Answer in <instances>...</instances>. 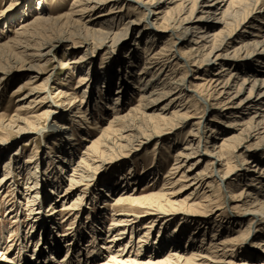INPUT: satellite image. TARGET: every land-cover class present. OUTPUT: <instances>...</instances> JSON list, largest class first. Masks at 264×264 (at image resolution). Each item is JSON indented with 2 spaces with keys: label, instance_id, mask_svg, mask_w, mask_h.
Here are the masks:
<instances>
[{
  "label": "bare ground",
  "instance_id": "6f19581e",
  "mask_svg": "<svg viewBox=\"0 0 264 264\" xmlns=\"http://www.w3.org/2000/svg\"><path fill=\"white\" fill-rule=\"evenodd\" d=\"M128 1L74 0L70 14L63 17L66 20L63 23V18L53 20L47 17L45 0H35L27 10L11 15L12 20L0 30L4 33L2 31L10 23L22 21L17 27L16 38L0 45V84L11 70L21 67L25 74L19 80L22 82L17 93L26 89L28 93L19 99V111L29 112L39 106L48 109L41 114L30 111L31 115L26 114V118L17 114L6 127H18L25 135L31 132L46 136L47 133L52 137V144H46L49 152L45 157L44 172L37 170L27 181H22L23 177L32 168L23 167L24 161L19 160L18 152L8 156L9 159L1 154L0 163L1 160L5 162L0 164V193L6 187L12 188L11 179L14 178L16 184L27 186L24 192H28L29 205L48 203L50 199L48 205L54 211L61 201L67 215L61 223L56 216L62 210L48 214L45 218L47 224H27L28 232L18 245L17 260L6 257L0 264H234V260L244 257V253L247 260L264 264V256L257 254L256 247L250 248L249 252L244 245L251 226L258 218L264 220V157L252 152L254 146L264 143V40L259 39L264 37V0H134L136 9L143 10L145 18L162 22L155 30L143 25V29L137 32L136 43H126L123 56L116 65L110 61L105 77L94 73L82 56L70 62L56 56V46L61 41L86 38L116 41L125 29L121 13ZM108 6L110 9L103 14V9ZM35 7L40 16L30 21L27 17ZM249 18L250 21L257 18L256 23L249 25ZM58 25L67 30L50 39V29ZM163 32H168L174 42L161 45L158 36ZM170 37L167 41L171 40ZM83 47L88 48L85 43ZM47 57L53 60V64H59L48 74L45 73ZM142 62V70L135 75ZM58 68L64 72L67 70L69 89L58 88L55 96L59 100H55L51 96V86ZM75 73H79L76 87L91 78L99 81L95 89L99 94L96 106L86 100L95 94L92 87L90 92H83L82 101L78 99L81 87L72 88L71 85ZM42 75L47 76L42 78ZM40 79L43 81L36 85ZM70 90L77 92L70 93ZM246 90L248 94L244 96ZM134 99L137 104L126 110ZM183 101L184 104L180 105ZM194 102L203 106L213 102L214 107L209 114L198 117L197 128L191 131V139L186 140L184 147L178 144V136L177 141L172 142H176L174 145L168 144L167 151L175 153V163L162 181L158 177L160 167L155 157L152 167L142 177L133 174L136 165L132 162L126 168L129 173L123 174L124 169L121 173L119 170L118 174H111L97 194L94 187L92 196L82 189L98 166L113 154L142 147L146 141L180 127L190 117ZM108 116L112 117L107 125L102 126ZM90 117L97 135H82L81 141L88 144L80 156L74 131L78 126L84 129L83 125L89 123ZM54 118L57 119L53 126L48 127ZM41 121L45 122L44 127L40 126ZM28 126L33 128L29 132ZM45 129H48L46 133ZM205 134L209 135L204 141L207 147L203 146V152L198 154ZM14 143L16 141L7 142L0 148L4 151L5 146ZM55 147L58 151L52 152ZM160 147H164L162 143L156 144L153 151ZM32 159L29 163L33 162ZM203 163L202 170L195 172V168ZM251 164L255 165L250 167ZM16 167L19 176L6 173L16 171ZM250 168H253L251 172ZM179 171V178L172 177ZM235 171L239 174L231 183ZM119 181L122 183L120 194L112 200L115 203L113 223L106 232V222L105 227H100L103 223L101 213L106 209L95 217L93 208H97L100 201L105 206L104 201L115 196V183ZM39 182L42 185L38 188ZM43 185L53 190L46 194ZM130 185H134V189L142 186V191L155 188L144 195H139L138 189L129 194L126 192ZM240 186L239 193H235ZM186 191L191 194L180 199ZM74 192H78L75 198L71 197ZM40 194L42 196H38ZM52 194L54 197H48ZM84 202L90 206L87 208L92 217L89 228L92 235L98 237V242L93 243L96 253L93 259L83 258L86 251L81 250L76 242L79 229L61 234L65 222L76 224L81 220L86 209ZM220 202L231 203L233 210L243 211L247 218L251 216L249 224L235 231L236 223L222 225L214 219L216 226L208 227V222L202 218L220 209ZM170 206H188L204 212L189 219L166 214L167 210L161 211ZM33 217L37 220L40 214ZM146 217L148 220L144 221ZM238 225L241 227L242 223ZM101 231L106 232L105 235ZM261 235V246L258 242L257 247L264 252V233ZM2 238L0 252L5 244ZM133 239L138 242H132ZM28 241V244L34 242L31 253L26 246Z\"/></svg>",
  "mask_w": 264,
  "mask_h": 264
},
{
  "label": "rangeland",
  "instance_id": "374dc122",
  "mask_svg": "<svg viewBox=\"0 0 264 264\" xmlns=\"http://www.w3.org/2000/svg\"><path fill=\"white\" fill-rule=\"evenodd\" d=\"M34 1L35 0H0V30L2 28H4V25L6 22L8 23V21H10V19L12 20L11 15H13V14L17 15L23 9L27 10L28 5L33 3ZM73 1L74 0H45V2H44L45 3V10H46L45 13L48 15L47 17L50 16L53 20H56V19H61L64 16L70 14V12H71L70 10L72 9ZM30 7H32V5ZM36 7L32 8L33 13L27 17L28 20L34 21L38 16H40V11L37 10ZM109 9H110L109 6L104 8L102 13L104 14ZM122 10L123 11H122L121 15H123V24H125V29H124V31H121L122 36H119V38L116 41H114V42L110 41L109 42V41H103L102 39H93L92 40V39H88V38L80 39V40L79 39H77V40L73 39V40L68 41V42L67 41H64V42L61 41L60 44L57 43L56 52H55L56 56L60 60H63L64 62L65 61L70 62V61H73L75 59H78L79 57L81 58V56H82L85 63L88 64L91 68H93L92 71H94V73H97V74L100 73L103 75V77H105L107 75V72H108V68H109L108 66H110V64H109L110 61H114L112 64H114V66L116 65L117 60H120L119 57L123 56V51L125 49L124 46L126 45V43L128 41L131 44L136 43L137 38H138L137 32L141 31L143 29V25H147L148 29H150L149 26H152V28H154V30H155L157 28L159 29V25L162 22V21H155L156 20L155 18H148V17L145 18L144 17L145 16L144 11L140 10V9H136V4H135L134 0H129L128 2L124 3V7ZM8 13H10V14L7 16L6 14H8ZM102 13H100V14H102ZM256 19L257 18H254V20L250 21V18H249L247 21L249 22V25H253L256 23L255 22ZM61 21L64 23V21H66V20L63 18ZM21 22H22L21 20H18L16 23L15 22L13 24L10 23V26L7 29L5 28L4 31H2L4 33L0 32V45L7 44L16 38L15 37V36H17L16 30H18L17 27H19L18 25H20ZM60 26H62V25L60 24ZM60 26L58 25L57 27L50 29V31H51V32H49L50 35L48 34L50 39H51V37L54 38L56 36H59L60 34L63 33V31L65 32L67 30L66 27H64V29H63V27H60ZM247 28H249V27H247ZM55 29H56V31H55ZM150 30H152V29H150ZM245 30H247V29H245ZM52 32H53V34H52ZM262 35L264 36V32H262ZM168 37H170L168 32H163V33H161L160 36H158V39L162 40L161 45L166 44L168 42L170 44L174 42L172 37H170V39H171L170 41H167ZM236 38H234V40ZM259 39L264 40V37L259 38ZM75 42H77L76 47L75 46L73 47V44L75 45ZM84 43L86 44V46L88 48L84 49V47H83ZM158 48L159 47H157L156 49H158ZM74 50H77V51H74ZM47 58L45 60L46 61L45 64L47 65V66L45 65L46 66L45 67V69H46L45 73L46 74H48V72H50L53 67L59 66L58 63L53 64V60L51 58H48V59ZM47 60L49 61V63H47ZM143 66H144V62H142L140 64V66H138L136 68L135 75H137L142 70ZM66 72H67V70H65V72H64V70L62 71L58 68V70H56V73H54V76H53L54 81H52V86H51V96L55 100H59L57 95L55 96L58 88L69 89L67 81H66L69 79H68V76H66L67 75ZM24 74H25V71H23V69L21 67H16L13 70H11L10 74L6 75L5 80H3L0 84V146L7 144V142L16 141V143H14L11 146H5L4 151H2V148H0V151H2V153H0V159H2L1 154L5 155L7 157L8 156L10 157V156L17 154V152H18L19 160L24 161L23 167L32 168L31 169L32 171L31 172L28 171V173H26L27 175L25 174V176L23 177L22 181H25V180L27 181L28 178L32 177V174L37 173V170H38V172H44L43 170L45 169V166H46L45 157L47 156V153L49 152V150L46 149V147H47L46 144L47 143L52 144V141H51L52 137L46 133L48 129L44 130V132L46 133L45 134L46 136H42V134H38V135L31 134V132H29V130H32L33 128L29 127V126H28V128H26L29 132L27 135H25L26 133L25 134L20 133V130L18 127H6L10 124L11 120H14V118H16L17 114H21L23 117L26 118L29 115H31L30 113L33 111L36 114H41L44 111L48 110L47 107H40L39 106L37 109L30 110L31 112L30 111L28 112V110L22 111V112L19 111V108L21 107L19 99L28 93V89L22 90V91L17 93V90L19 88V84L22 82V80L21 81H19V80L22 79V76H24ZM71 74L69 76H71ZM75 74L76 75L72 78V83H71V85H73L72 88H75L76 85L78 84V81H79V73L78 74L75 73ZM91 75H93V74H91ZM46 76L47 75H42V78H44ZM72 76H73V74H72ZM42 81H43V79H40L36 85H39ZM61 82H63V85H59V84H61ZM98 82L99 81H96L94 78H91L90 81H85L84 83L79 84L76 87V88L81 87V89L78 90V99L80 101H82L83 100V92L85 90H88L90 92L91 87H92L94 90L95 96L93 95L91 99L86 98V100H88L89 102H92L93 105L96 106L95 100L99 97V94L97 92H95V89L97 87L96 83H98ZM87 86H89V87L87 88ZM76 92L73 90L72 91L70 90V93H76ZM247 94H248V91L246 90L244 96H246ZM135 104H137V99L132 100V102H130L126 106V110H127V108H129L130 106L135 105ZM183 104H184V101L180 103V105H183ZM212 104H213V102H209L208 105L203 106L201 104H198V102H194L192 104L193 105L192 109H190V111H189L190 117L185 119L183 121V124L180 125V127L173 129V130L171 129L169 131V133H167L163 136L154 138L151 141H146V143L143 144L142 147H136L134 150H128V151L125 150V151H122L120 153L113 154L112 156H110L109 158L104 160L100 166H98V168L91 175V178H89V180L87 182H84V184H83L84 186L82 187V189H85L87 192H89L90 196H92L94 193L97 194V190H99V188L102 185V183L104 182V180L107 177H109L111 174H114V173L118 174L119 170H120L119 172L121 173L124 169L125 170H124L123 174L129 173V170L126 168H128V166H129L128 164L132 163V162L135 163V165H136V169H135V172L133 174H135L136 176L142 177L144 175V173L150 167H152L153 160L155 157L157 158V162L159 161L158 165L160 167L159 168L160 169V175L158 177L162 181L165 177V174H167L168 170H170L175 163V161H174L175 153L173 150L167 151L168 144L174 145L176 142L175 143H172V142H174L178 136V137H180L178 144L184 147L186 144V140L191 139V137L189 136L191 131L194 132V130L197 128L195 126V124L199 121L198 117L202 116V114H206V115H207V113L209 114L212 111V108L214 107ZM94 112H95L94 114L96 115V111H94ZM26 114L27 115L29 114V115L27 116ZM111 117L112 116L106 117V119L102 122L101 125L102 126L107 125L108 120ZM56 119L57 118L50 120V124L48 125V127L53 126V123L55 122ZM43 125L45 126L46 124L44 121H41L40 126L44 127ZM83 127H84V129L82 127L80 128V126H78V128L74 131V136L77 139L76 143L78 144V153L80 156L83 155L84 149H85L86 145L88 144L85 141H84V143H83V141H81L82 135L83 134L84 135L89 134V135H92L91 137H95L97 135V132L92 129V128H95V125H94V121L91 117H90L89 123L84 124ZM206 136H209V135H207V134L204 135V138L202 140L203 141L202 147L198 150V154L199 153L201 154V152H203V148L205 146L207 147V145H205V143H204V141L207 140ZM221 138H223V137H221ZM177 139H176V141H177ZM256 142L257 141H253L252 143H256ZM160 143H162V145L165 148L160 147V149L158 151L157 150L153 151L156 144H160ZM252 150H253L252 152H254L255 154L264 157V143H261V142L258 143V146H256V147L254 146V148H252ZM21 151H22V153H21ZM51 151L57 152L58 149H57V147H55L54 150L52 149ZM9 157L7 159H9ZM31 159L33 162L29 163L31 161ZM4 162H5V160H3V161L1 160L0 164H2ZM204 164L205 163L196 167L195 172L201 171ZM254 165L255 164H251L250 167H253ZM38 166H39V168L37 169ZM15 169H16V171H13V172L12 171H6V173L12 174L13 177H14L15 173H16L15 174L16 176L17 175L19 176L20 171L17 169V167ZM251 169H253V168H250V172H251ZM250 172H248V173H250ZM238 174H239V171H235V174L230 179L231 183L234 182V179L236 178V176H238ZM180 175H181V173L179 171V173H176L172 177H175V179H176V178H179ZM16 179H17V181H19V177H16ZM93 179H94V182H91ZM161 181L158 185V188L161 185ZM144 183H146V181ZM11 184H12V188L6 187L5 190L2 192V194L0 193V237H3L2 240L4 239L3 241H5V244L3 245L4 249L1 250V252H0L1 253L0 254V263H1V261L3 262L4 261L3 259L6 257H9L11 259L14 258L13 260H15V259L17 260V257H18L17 253H19V251H20L18 249L19 248L18 245L22 242V239H21V238H23L22 236L24 235V238H25L26 233L28 232V230L26 229L27 224H33V225L34 224H43L44 225L47 222V220H45V218L48 217V214H51V213L56 214L57 211H61V210L62 211L60 212V215L56 216L57 221L58 222H60V221L64 222L66 219V216H67L66 212L63 211L64 208L62 207L63 203L61 201H60L61 204H58V208H56L54 211L52 209H50V205H48V203H50V199H49L48 203H46V201H44V203L38 204L37 206H31V205H29V202H30L29 197L26 196V194L28 192H24L25 191L24 189H26L25 187H27V186H25L24 183H19V182H18V184H16L14 178L11 179ZM121 184H122L121 181L115 183V185H116V187L114 188L115 189V196H111L106 201H104L105 206H102L103 204H101V203H103V202L100 201L99 206H98V207H100L99 209H98V207L93 208L94 210L91 209V210H93L92 213L95 217L100 216L99 214L104 209H106L105 211L107 214L105 213V211H103L101 213L102 214L101 216L103 217V221H102L103 223L102 224L100 223L101 228L105 227L106 223H107L106 230H105L106 232L110 227L109 225H111L113 223L114 213H115V212L113 213V211L115 210V208H114L115 203L112 200H114L113 199L114 197L119 196L120 190H121L119 188H121L120 187ZM142 184L143 183H141V185ZM41 185L42 184L39 182L38 188ZM47 185H48V183H47ZM47 185H43L45 187V189H43V191H46V194L49 193L52 189V188L48 187ZM204 186H205V184L203 185V187ZM93 187H94V193H93ZM133 187H134V185H132V186L130 185V187L128 188V191L126 193H128V192H129V194L135 193L136 190L138 189V194L144 195V194L149 193L153 188H155V187H151L145 191H142L144 189V188H142V186H138L137 189H134ZM240 189H241V186L236 189L235 193H239ZM177 190H179V188ZM21 192H23V194H21ZM190 192L191 191L184 192L183 195H181L182 197L180 199H183V198L185 199L186 196H189L191 194ZM77 195H78V192L71 193V197L75 198V197H77ZM38 196H42V194H40ZM48 197H54V195L52 194V196H48ZM220 203H222V202H220ZM88 206H89V203L85 204V202H84L83 207L86 209H84L85 211L82 214L81 220H79V222H77L76 224H74L75 222H73V221L65 222L64 228L61 230V234L67 235V234L73 233V231L79 229V231H76L77 235H78L76 238V242H77V245L79 246V248L81 250L86 251V255H84L83 258L87 257L88 259L89 258L93 259L94 254H96V253H94V250H93V246H94L93 243L96 242L98 237L97 236L94 237V235H92L91 229L89 228V227H91L92 217L89 215L90 210L87 209ZM218 208H220V209L213 211V213H210L209 215H207L206 218H204L205 216L202 218L208 222V225H207L208 227L209 226L215 227L216 223H215L214 219H218V222L222 225L223 224L225 225V222H229V223H233V224L236 223L235 224L236 228L234 230L237 231V230H242V227L247 226L251 220V216H250V218L249 217L247 218V216L244 215L243 211L241 212L239 210H233L231 203L230 204L229 203H227V204L222 203V204H220V206ZM163 210H167L165 212L166 214H177V215H180L181 217L187 216L189 219L190 218H192V219L197 218L196 214H198L197 216L199 217L200 216L199 214L204 212L202 209L191 208L188 206H170V207L162 209L161 211H163ZM116 211H118V210L116 209ZM36 213L40 214V218H38L37 220H36V218L33 217ZM61 215H62V217H61ZM95 217H94V219H95ZM147 220H148V217H146L144 219V221H147ZM35 221H36V223H35ZM71 222H72V224H71ZM143 223L141 224V227L144 225ZM241 223H242L241 227L239 225L237 226V224H241ZM250 229H251L250 235L244 241L245 242L244 245H245L246 249H248V251L250 252V248L256 247L258 249L257 254L264 256V252L261 251L262 248L257 247V245H258L257 243L259 242V240L262 236L261 233H264V220L262 218H258L257 223L252 225ZM11 230H15V231L12 232ZM106 232L103 231L102 234L105 235ZM18 237H20V238H18ZM19 239H21V240L19 241ZM86 242H87V244H86ZM97 242H98V240H97ZM107 242H109V241L107 240ZM126 242L128 243V241H126ZM129 242H130V239H129ZM132 242H134V243L138 242V239L137 240L133 239ZM28 243H29V241L27 242V244ZM102 243H104V242H102ZM27 244H26V246H28V250L31 253L33 250L32 248H33L34 242H32L28 245ZM259 246H261L260 242H259ZM259 249H260V252H259ZM131 252H134V250ZM245 254L246 253H244V257H240V258L235 259L234 264H261L258 261H252L250 259L247 260L246 259L247 256H245ZM84 264H86V263H84Z\"/></svg>",
  "mask_w": 264,
  "mask_h": 264
}]
</instances>
